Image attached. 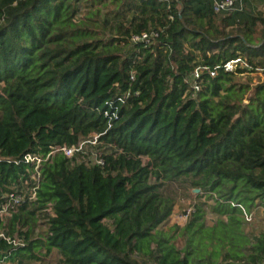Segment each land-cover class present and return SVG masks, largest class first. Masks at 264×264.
Masks as SVG:
<instances>
[{
    "label": "trees",
    "instance_id": "16d2710c",
    "mask_svg": "<svg viewBox=\"0 0 264 264\" xmlns=\"http://www.w3.org/2000/svg\"><path fill=\"white\" fill-rule=\"evenodd\" d=\"M262 3L215 13L213 0H0V203L30 180L27 153L96 136L103 161L81 150L44 163L36 200L6 225L22 245L0 239V264L52 250L55 264L264 261V231L246 232L240 208L264 211ZM143 32L158 37L130 41ZM236 56L250 69L224 71ZM199 65L217 74L202 69L195 91ZM258 70L257 84L236 80ZM167 182L212 200L213 224L194 203L163 229Z\"/></svg>",
    "mask_w": 264,
    "mask_h": 264
},
{
    "label": "built area",
    "instance_id": "2783aa9c",
    "mask_svg": "<svg viewBox=\"0 0 264 264\" xmlns=\"http://www.w3.org/2000/svg\"><path fill=\"white\" fill-rule=\"evenodd\" d=\"M212 6L215 13H220V12L230 13L235 10H241L243 8V0H213ZM157 37H158L157 32H143L140 33L139 35H132L130 37V41L133 43L138 42V43L149 44L151 43L152 40H155V38ZM263 65H264V60H263ZM220 66L226 72H236L239 70L250 69L249 65L241 56H236L234 59H231ZM202 69L207 70L210 76H215L217 74V69L208 70V67L206 66H200V65L196 66L193 69L190 76V83L195 91L198 90V86L196 85L195 80L199 78ZM132 79L133 76H131V80ZM128 93L129 92H127L126 95H128ZM82 143H80L77 148L75 147L69 148L66 146H53L49 149V151L45 155L27 153L22 157V161L26 165H29L32 168V173L29 181H24L20 185V188L8 192L4 194V196L2 197V202L0 203V239L1 240L5 241L8 244H11L12 246L22 245V241L20 239L11 238L10 236L7 235L6 225L8 220L11 218L12 214L17 211V208L22 203L36 200V191L39 187V181H40V173H41L40 170L43 164L50 161L51 158L54 157L55 155H59V154H62L64 157L68 159L72 158L75 152L83 150V147L81 146ZM88 143L90 144L93 143L92 145H95L96 136H93L92 140H90ZM82 152L87 156V159L90 160V163L100 166L103 165V161L98 154L95 153L94 157L92 155V158H89V152H85L84 150ZM240 208L243 211L244 220L249 221L250 219L249 215L244 212L241 206ZM47 212L49 213L50 217H54L52 208L50 206L47 208ZM191 212L192 210L190 208L187 209L181 216H178V220L180 222L186 221V219L189 217ZM259 264H264V261H262Z\"/></svg>",
    "mask_w": 264,
    "mask_h": 264
},
{
    "label": "rangeland",
    "instance_id": "374dc122",
    "mask_svg": "<svg viewBox=\"0 0 264 264\" xmlns=\"http://www.w3.org/2000/svg\"><path fill=\"white\" fill-rule=\"evenodd\" d=\"M254 12L260 13L264 16V3L257 5V7L254 8ZM263 79L262 72L260 70L258 71H248L244 72L242 74H238L236 76L237 81L242 82H249L251 85L257 84L260 80ZM93 144V143H92ZM88 144V142L82 143L83 150L85 152H89V158H92V155L94 157V154H100L97 153V150L92 147L94 145ZM191 188L187 185H179L178 183H165L163 186V195L168 196L173 199L174 201V207L171 216L167 220L166 223L162 225L163 229L169 230L173 228L174 225H182L184 222H180L178 220V216H181L187 209L193 210V204H201L202 208L205 210V222L207 226H211L213 222L215 221V214L211 213V206L213 205L212 200H209L204 195H200V191L193 194V196L190 195ZM200 195V197H199ZM249 215V221L245 220V231L251 232V233H257L258 231H264V211L260 207L257 209H251ZM40 230H42V227L39 226ZM192 237V236H190ZM193 238V237H192ZM182 243V242H181ZM194 243L196 244V241L194 240ZM59 259V256L55 250H52V252L47 255L43 256L41 260L38 262H33L30 260L26 261V264H55L57 260ZM7 264H12L11 262Z\"/></svg>",
    "mask_w": 264,
    "mask_h": 264
},
{
    "label": "water",
    "instance_id": "95a60500",
    "mask_svg": "<svg viewBox=\"0 0 264 264\" xmlns=\"http://www.w3.org/2000/svg\"><path fill=\"white\" fill-rule=\"evenodd\" d=\"M197 192H199V189L193 188V189L190 190V195L193 196V194H195Z\"/></svg>",
    "mask_w": 264,
    "mask_h": 264
}]
</instances>
